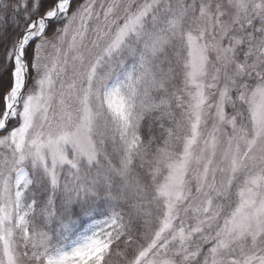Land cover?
Instances as JSON below:
<instances>
[{
  "label": "snow or ice",
  "instance_id": "obj_1",
  "mask_svg": "<svg viewBox=\"0 0 264 264\" xmlns=\"http://www.w3.org/2000/svg\"><path fill=\"white\" fill-rule=\"evenodd\" d=\"M0 264H264V0H0Z\"/></svg>",
  "mask_w": 264,
  "mask_h": 264
}]
</instances>
